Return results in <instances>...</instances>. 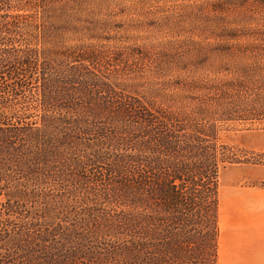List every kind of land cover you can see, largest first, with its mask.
Instances as JSON below:
<instances>
[{"label":"rangeland","instance_id":"1","mask_svg":"<svg viewBox=\"0 0 264 264\" xmlns=\"http://www.w3.org/2000/svg\"><path fill=\"white\" fill-rule=\"evenodd\" d=\"M5 2L20 29L0 36V264H214L208 212L200 234L167 233L135 160H167V132L215 158L217 188L264 186V2Z\"/></svg>","mask_w":264,"mask_h":264},{"label":"trees","instance_id":"2","mask_svg":"<svg viewBox=\"0 0 264 264\" xmlns=\"http://www.w3.org/2000/svg\"><path fill=\"white\" fill-rule=\"evenodd\" d=\"M5 1L9 0H0V5L6 3ZM220 2L217 1V4ZM14 28L20 29L14 25L12 30L10 22L0 21V36L17 34L18 32ZM4 62L0 61V70L7 66L3 64ZM16 63L19 67L24 68V70L20 69L24 73L31 68V62L28 59L17 60ZM22 86L23 83L17 81L12 87L1 89L9 95H14L16 90ZM262 105L264 107V104ZM153 139L159 146L155 152L166 153L167 160L158 159L159 156H156L154 161L153 157L145 155H140L135 160L140 164L139 166L145 168L144 173L140 172L143 180L139 182L141 188L143 186L153 187L155 198L161 201V207L169 212L170 220H168L169 225L166 228L168 229L167 233L178 231L186 226L188 228L194 226L191 230L200 234L202 231L199 226L203 219L200 212L203 210L208 212L206 213L209 217L206 220V228H210V230L203 233L208 231L212 233L211 258L216 264L218 188L215 182L218 177V166L215 158L206 149L199 148L198 143L176 144L167 132L159 134L157 137L154 136ZM221 161L238 162L228 157L222 158ZM139 169L141 170V168ZM209 184H212L210 189L208 188ZM170 239L172 240V238Z\"/></svg>","mask_w":264,"mask_h":264},{"label":"crops","instance_id":"3","mask_svg":"<svg viewBox=\"0 0 264 264\" xmlns=\"http://www.w3.org/2000/svg\"><path fill=\"white\" fill-rule=\"evenodd\" d=\"M259 176L223 174L218 182L216 264H264V186Z\"/></svg>","mask_w":264,"mask_h":264}]
</instances>
